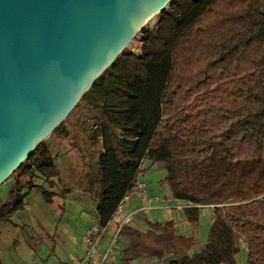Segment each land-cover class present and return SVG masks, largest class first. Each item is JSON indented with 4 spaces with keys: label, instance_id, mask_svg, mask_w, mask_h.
<instances>
[{
    "label": "trees",
    "instance_id": "1",
    "mask_svg": "<svg viewBox=\"0 0 264 264\" xmlns=\"http://www.w3.org/2000/svg\"><path fill=\"white\" fill-rule=\"evenodd\" d=\"M158 17L153 31L142 29L141 53L125 48L78 103L97 225L158 165L171 197L191 204L187 222H199L198 206L214 208L208 239L173 219H146V230L124 224L122 263L237 264L245 242L246 264H264V0H174ZM54 131L70 136L64 122ZM8 179L0 222L11 223L32 191L50 204L67 196L47 139Z\"/></svg>",
    "mask_w": 264,
    "mask_h": 264
},
{
    "label": "water",
    "instance_id": "2",
    "mask_svg": "<svg viewBox=\"0 0 264 264\" xmlns=\"http://www.w3.org/2000/svg\"><path fill=\"white\" fill-rule=\"evenodd\" d=\"M174 0H0V185Z\"/></svg>",
    "mask_w": 264,
    "mask_h": 264
},
{
    "label": "rangeland",
    "instance_id": "3",
    "mask_svg": "<svg viewBox=\"0 0 264 264\" xmlns=\"http://www.w3.org/2000/svg\"><path fill=\"white\" fill-rule=\"evenodd\" d=\"M158 14L154 15L144 28L153 31L159 22ZM142 39L143 34L140 30L126 48L140 54ZM86 115L84 108L78 107L77 104L64 121V129L69 130L70 136L66 138L62 134L63 131L57 133L54 131L47 138L61 170V181L57 191L59 193L67 191V196H57L54 198V203L50 204L45 201L41 193L32 191L25 199V209L17 212L12 217L11 223L0 222V264L3 262L4 264H74V257L78 256V253L73 244L80 247L87 234L97 229L93 220L97 195L92 191L93 179L96 175L93 173L96 168L94 162L79 148L85 145L87 137ZM76 139L78 143L72 145L71 140L76 141ZM147 165L148 163H145V166ZM165 175L166 170L155 165L139 179L146 184L148 192H153L157 196L158 200L155 203L157 206L164 205L166 198L173 199L168 186L161 183ZM9 184H12L11 179L0 185V200L6 198ZM135 193L134 190L131 196ZM213 210L212 206L203 207L199 222L191 225L181 219V214L176 215L179 231H184L186 225L187 228H191L189 232H192L199 242L205 243L213 220ZM144 215L146 216V213L140 214L141 217L137 218L143 221L140 222L139 228L146 230ZM113 233L107 231L95 247L104 250L110 246L114 239ZM114 245L115 254L119 256V248L124 245V240L118 238ZM242 246L241 252L237 255V264H246L245 242ZM71 254L75 256L70 258ZM119 264L125 263L120 261ZM132 264L162 263L145 258L133 261Z\"/></svg>",
    "mask_w": 264,
    "mask_h": 264
},
{
    "label": "crops",
    "instance_id": "4",
    "mask_svg": "<svg viewBox=\"0 0 264 264\" xmlns=\"http://www.w3.org/2000/svg\"><path fill=\"white\" fill-rule=\"evenodd\" d=\"M147 197H148V199H143V198L139 197L136 193L133 196H131V194H129V200L127 201L122 213L117 215L115 219H111L109 224L104 228L98 227L96 218L93 216V220H94V223L97 225V229L92 230L87 234V236L85 237V240L82 241L80 247L78 245L73 244L75 251L78 253V256H75L72 254L70 255L71 256L70 258L75 256L73 263L77 264V261L82 259L85 256L86 251H87L86 238L90 234H95V236H97L96 234H99V232H100L101 233L100 240H101L102 238H104L107 231H111V232L113 231L114 232L113 235L115 238V236L117 237V235H118V231H119L120 227L124 224H132V225L139 228L141 225L140 222L143 223V221H140L137 217H141L140 214H142V213H146V216L144 215L145 219L160 220V221H165V220H170V219H173L176 221V215L179 216L181 214L180 215L181 219L183 221H185V223H187V221L185 220L184 214L180 213L175 208V206H176L175 203L177 202V200H173L171 198H166L164 200V205H158L157 206V205H155V203L158 200V198L153 192L147 191ZM147 214L151 216L150 217L151 219L149 218V216ZM144 224H146V222ZM188 224L191 225L192 223L188 222ZM146 226H147V224H146ZM189 229L191 231V228H189V227L187 228L185 225V229H184V231H182V233L187 235V236L196 237L192 232L191 233L189 232ZM100 240H99V242H100ZM245 256H246V253H245ZM119 263H120V258H119V256H116V254H115L108 264H119ZM3 264H4V262H3ZM129 264H132V262Z\"/></svg>",
    "mask_w": 264,
    "mask_h": 264
},
{
    "label": "built area",
    "instance_id": "5",
    "mask_svg": "<svg viewBox=\"0 0 264 264\" xmlns=\"http://www.w3.org/2000/svg\"><path fill=\"white\" fill-rule=\"evenodd\" d=\"M135 192L139 197L143 199H148L146 184L144 182L140 180L138 181L137 186L135 187ZM128 200H129V194L126 195L119 203L117 209L115 210V213L113 214L112 219H115L117 215L122 213ZM189 206H191L189 202L185 200H179L177 201L175 208L177 211L184 214L185 209ZM198 207L200 208V210H202L203 207L206 206H198ZM96 235L97 236H95V234H90L86 238V246H87L86 254L82 259L77 261V264H108L112 259V257L115 255L116 247L114 244L117 237L115 236L110 246H108L106 249L99 250L95 247V245L96 243L99 242L101 233L99 232V234Z\"/></svg>",
    "mask_w": 264,
    "mask_h": 264
}]
</instances>
